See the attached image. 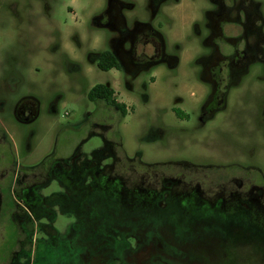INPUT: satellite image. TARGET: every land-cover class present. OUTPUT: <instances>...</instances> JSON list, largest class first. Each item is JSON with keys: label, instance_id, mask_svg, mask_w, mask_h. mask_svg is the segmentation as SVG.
Segmentation results:
<instances>
[{"label": "rangeland", "instance_id": "1", "mask_svg": "<svg viewBox=\"0 0 264 264\" xmlns=\"http://www.w3.org/2000/svg\"><path fill=\"white\" fill-rule=\"evenodd\" d=\"M109 1L0 0L4 20L13 18V23L0 21V50L3 46L15 48L16 42L31 35L34 26L39 37L35 53H40L35 55L38 115L31 123H21L22 128L13 126L15 132L26 134L27 144L21 134L15 142L0 119V264H14L16 253H21L18 264L33 263L34 257L35 264H264V237L233 230L227 239L172 235L161 224L143 221L116 227L109 224L101 232H93L95 224L91 229L75 230L77 217L65 214L59 205L43 206L55 211L54 220L46 212L39 219L22 220L29 227L20 230L15 214L28 210L21 189L35 183L41 197L68 193L57 177L40 186L49 181L52 169L60 168L58 159L70 164L83 155L88 161L96 159L101 170L121 177L132 188L161 190L173 179H181L179 189L199 183L204 194L212 197L218 190L227 194L238 188L240 178L247 186L264 187V78L259 76L260 69L253 67L230 89L226 110L204 125L200 121L206 88L199 79L203 64L198 59L209 52L204 40L207 11L213 8L210 0H168L156 13L149 0H121L135 5L134 10L125 11L127 22L151 24L163 34L166 53L180 60L174 68L162 66L137 73L104 72L95 64L91 87L103 83L114 88L118 101L128 107L126 117L103 101H90L86 91L79 95L70 73L78 78L81 74L67 61L64 68L54 70L53 55L44 52V34L51 26L58 28L68 22L82 40L89 28L99 30L107 37L103 48L111 50L113 31L94 27L95 18ZM42 7H52L48 9L51 15ZM69 7L78 11L76 16ZM12 11H18L19 17ZM75 40L71 39L70 51L80 48ZM137 48L143 49L142 42ZM76 50L77 54L85 52ZM85 61L80 60L78 66L85 68ZM9 81L14 85L16 80ZM26 97L30 95L15 104L20 103L25 113L29 111L20 113L18 122L35 117L32 101H22ZM2 108L0 98V111ZM213 177L226 179L219 182L210 179ZM52 236H56L55 242ZM37 239L44 242L36 245ZM27 252H31L30 258Z\"/></svg>", "mask_w": 264, "mask_h": 264}, {"label": "flooded vegetation", "instance_id": "2", "mask_svg": "<svg viewBox=\"0 0 264 264\" xmlns=\"http://www.w3.org/2000/svg\"><path fill=\"white\" fill-rule=\"evenodd\" d=\"M167 1L149 0V6L156 13ZM210 3L213 8L207 11L208 35L204 40V45L209 52L198 59L199 63L203 64L199 79L201 85L206 88L200 117L203 125L213 119L217 112L226 110L230 89L239 85L243 76L248 74L253 67H258L260 69L259 76L264 78V0H210ZM134 9L135 5L132 2L110 0L99 16L98 21L104 28L110 29L114 33V36L109 39V44L111 51L120 63V68L112 70L137 73L142 69L154 68L156 70L162 66L177 67L180 60L178 57L166 53L165 38L159 30L140 20H135L132 25L127 22L125 11ZM141 42L143 49L138 51L137 47ZM126 45L129 47L127 48ZM90 62L96 64L94 60H90ZM30 97L35 98L32 95ZM32 103L35 105L33 101ZM33 112L35 114V108ZM20 113L24 114L25 112L15 105L13 114L17 118ZM28 113L29 111L25 115ZM34 120L26 119L20 123H31ZM105 172L106 169L102 170L99 176H105L107 180L117 177ZM67 173V175L73 176L72 167L67 170ZM210 179L223 182L220 180L226 178L213 177ZM239 180L241 184L235 190L227 194L224 190H218L212 197H207L204 194L199 183L191 188L179 189V185L183 184L181 179H173L171 185H163L161 190L137 188L156 191L160 194V200L156 205L148 202L149 211L153 206L154 210L158 208V214H148V216L165 219L172 217L178 221L175 229L178 231L177 234L200 233L202 232L201 223L207 224L202 229H208L209 233L226 234L231 231L222 228L221 222H238L248 219H254L256 229L264 228V187L253 183L247 186L246 181L241 178ZM64 186L69 193L68 186L66 184ZM111 188L113 189V187ZM36 192L35 183L21 189V199L25 202L28 210L26 209L24 214L16 213L15 217L19 219L18 224L22 232L27 231L29 227L22 220L35 219V209L38 210L36 206L38 202L35 200ZM82 202L84 205L86 199L83 198ZM71 214L75 215L78 221L85 220L87 216L86 212ZM111 216L114 217L117 214L114 213ZM99 218H102L101 214H99ZM182 220L193 222L192 227L184 226ZM177 227L182 228L177 229ZM165 230L176 235L174 229V231L172 229ZM16 263H19L17 259ZM32 264H35V257Z\"/></svg>", "mask_w": 264, "mask_h": 264}, {"label": "trees", "instance_id": "3", "mask_svg": "<svg viewBox=\"0 0 264 264\" xmlns=\"http://www.w3.org/2000/svg\"><path fill=\"white\" fill-rule=\"evenodd\" d=\"M98 19L99 18H95L94 27L104 28ZM89 59L94 60L97 64V67L104 72L120 68V63L111 50H105L99 54L89 53ZM72 70L77 71L79 70V67H73ZM115 94L116 91L114 88L103 83H98L88 91L87 97L92 102H105L108 106L118 110L122 117H126L128 114V107L125 103L118 101L115 97ZM31 100L36 105L39 104L37 98L34 97H26V100L22 99V101ZM36 105L34 119H36L38 115L36 111ZM18 106H20V103ZM17 118L20 121L22 120L19 115H17ZM58 162L60 163V168L52 169V171L49 173V181H46L40 186L48 184L53 177H58L63 184L68 186L69 193H54L51 196L45 198L39 196L36 192L37 195L35 196V200L38 202L36 205L38 210L35 209V216L38 219L46 215V212H49L50 215L48 216L50 220H54L56 217L55 211H49L43 208V206L60 205L61 210L65 214H71L73 212L87 213L85 220L78 221L79 224L74 225L75 230L83 231L84 228L91 229V226L95 224V227L92 228L93 232H101L102 228L109 224L116 227L124 225L127 223V221H143L146 224H161L165 229L169 230L176 229L178 221L172 217L165 219L156 216H148V214H158V208L154 210L152 206V210L149 211L148 209V202H152L155 205L159 202L160 194L158 192L148 190L145 191L144 189L137 187L129 188L124 180L119 176L116 178H110L109 180H107L105 176H99L101 175L102 170L98 165V161L96 159L88 161L85 155L76 159L74 164H70L69 160L67 159H58ZM70 167H72L73 176L67 175V170H69ZM91 177H93V179H91ZM38 185L39 184H35V189L38 187ZM111 187H113V189ZM83 198L86 199V203L84 205L82 204ZM114 213H116L117 216L112 217L111 214ZM99 214L102 215V218H99ZM181 222L186 227H192L191 225L193 222L191 221L188 222L186 220H182ZM220 224L222 228H225L228 231L233 230L237 232L249 233L252 236L264 237V228L258 227V229H256L254 225V219L242 220L238 222L224 221ZM205 226H207V224L201 223L200 228L202 232L191 233L193 235L188 236H200L207 234L211 236L225 237V239H227V236H229L230 232L226 234L209 233L207 228H204L207 230L202 229ZM178 228L182 227H177V229ZM133 232L135 233L138 231ZM175 232V234L178 233L177 230H175ZM52 238L55 242L56 236H52ZM89 240L96 241L97 239L89 238ZM41 242L44 241L42 239H37L38 244L36 245H39ZM25 254L27 258L31 257V252H27ZM17 255L21 256V253H16L13 261L14 264H18L16 263ZM25 264H32V261L30 262L28 260Z\"/></svg>", "mask_w": 264, "mask_h": 264}, {"label": "crops", "instance_id": "4", "mask_svg": "<svg viewBox=\"0 0 264 264\" xmlns=\"http://www.w3.org/2000/svg\"><path fill=\"white\" fill-rule=\"evenodd\" d=\"M48 9L51 10L52 7H47V9L46 7H42V10H44V12L46 10L48 15H51V12L48 11ZM68 9L75 16L77 15L78 11H76L73 7H69ZM11 13L15 16L18 15V11L15 13L12 11ZM2 14H0L1 22L2 19L4 20V15ZM5 18H7V20H4V23L9 21L10 23H13V18H10L8 16H6ZM9 18L10 20H8ZM31 28V31H33L31 35L28 36V38L20 40L19 43L16 42L15 48L10 46H3V48L0 50V98L3 105V108L0 111V119L4 125H7L9 132L7 134L10 137L13 138L16 142L17 134H21V138L25 139V144H27L26 134H24V132H15L17 130L15 126L18 128H22V124L18 122L14 117L13 109L17 100L25 95L38 97L35 93V55L38 53H35V43L38 41L39 37L35 36V27L32 26ZM56 31L58 32V36L56 34ZM44 35V52L47 51L50 55H53L52 66L54 70L64 68V63L66 61L68 63V66L76 67L78 66L80 60H86V67L77 70L80 72L81 78L75 77L73 73H70V77L71 80L74 81V83H76L78 86H75L76 89H78L75 91L79 93V95L84 94V91H86L87 94L88 91L92 88V84L89 79L91 78L92 74H94L93 67L95 66V64H93L92 62H88L86 57L89 56V53H100L102 51H105L103 46L107 44V37L105 38L99 30L89 28L88 33L86 30L83 41L81 37H79V35L73 34L72 28L70 27V24L68 22H65L63 26L58 28H54L51 26V28H49ZM71 39H76L75 41L76 43L78 42V47L80 48L72 47V50L70 51V44H73ZM76 49L84 50L85 52L83 54H77ZM84 54L86 55V57H83ZM11 79L16 80L14 85H11V82L9 81ZM115 97L118 100L117 94H115ZM8 125H10L11 128ZM13 126L16 130H13ZM16 145L18 144L16 143Z\"/></svg>", "mask_w": 264, "mask_h": 264}]
</instances>
